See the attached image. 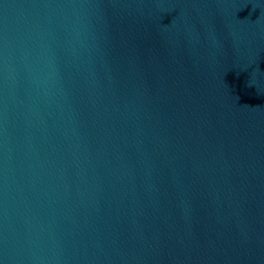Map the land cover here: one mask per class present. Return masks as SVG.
<instances>
[{"label":"water","instance_id":"95a60500","mask_svg":"<svg viewBox=\"0 0 264 264\" xmlns=\"http://www.w3.org/2000/svg\"><path fill=\"white\" fill-rule=\"evenodd\" d=\"M0 264H264V0H0Z\"/></svg>","mask_w":264,"mask_h":264}]
</instances>
